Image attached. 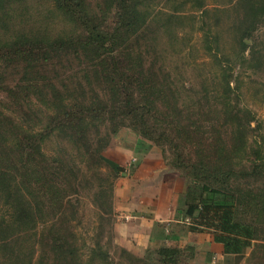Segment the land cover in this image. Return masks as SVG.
Wrapping results in <instances>:
<instances>
[{"label":"rangeland","instance_id":"1","mask_svg":"<svg viewBox=\"0 0 264 264\" xmlns=\"http://www.w3.org/2000/svg\"><path fill=\"white\" fill-rule=\"evenodd\" d=\"M83 2L89 16L101 19L102 24L112 23L115 11L112 4L108 6V0ZM261 2L144 0L147 24L143 23L136 37L127 42V47L139 56V66L123 75H135L141 82H151L149 94L154 93L152 100L155 101L152 111L159 120L173 122L165 132L179 143L177 152L175 148L142 137L126 125L128 121L94 120L87 107L92 102L108 100L110 81L85 76L87 59L78 49L57 48L58 36L74 37L77 29L51 1H3L4 8L0 10V175L12 178L11 186L13 190L18 189L20 203L14 206L8 200V191L0 182V264H40L41 259L51 255L43 233L52 226L60 229L69 242H75L83 256L88 255V246L98 240V228L103 224L100 215L104 208L96 196L101 189V178L105 180L107 198L112 202L114 225L108 248L111 260L106 264H264V178L240 181L239 188L246 193L245 202L239 207L240 216L256 230V235L244 254L227 256L213 241L211 231H187L191 221L185 214L187 175L183 167L174 165L179 164L178 158L185 162L206 153L212 161H218L219 154L228 155L238 168L248 157L249 136L257 127L258 144L264 148V17L254 18ZM24 43L27 44L23 48L18 47ZM28 44L39 45L32 55L28 54ZM118 66L111 80L129 68L123 59ZM75 105L84 106L87 141L91 147H96V142L101 145L98 151L106 164L102 174L94 176L88 171L89 182L86 179L74 182L70 178V184H62L57 190L63 196L62 202L47 206L42 217L38 213L35 227L25 220L13 221L24 207L26 192H21L22 186L35 180L37 188L47 174L45 165L51 164L53 158L61 159L69 168L85 165L80 162L81 153L77 152L79 134H75L72 124L63 125L58 117L63 111L57 108L70 111L76 109ZM48 128L64 132H54L51 139L40 143L41 149L33 151L32 143H38ZM240 134L247 141L241 147L235 146ZM144 159L145 163H141ZM82 160L87 161L85 157ZM112 170L117 171L118 178L110 189ZM33 171L36 173L30 175ZM227 181L217 184L233 189L234 181ZM142 183H147V187L150 183L154 188L162 183L168 195L165 206L181 210L172 221L152 227L151 240L144 251L128 247V244L143 246L145 238L141 232L134 233V240L124 238L137 225L130 216L133 198H127L126 192L138 191L144 186ZM118 190L125 191L119 198ZM115 196L124 200L119 202L118 212L114 209ZM67 203L75 205L74 214L66 212L70 208ZM117 223L122 237L116 234ZM106 240L105 234L100 243L106 245ZM164 246L177 248L179 255L172 260L163 259L158 250ZM72 261L102 264L80 256Z\"/></svg>","mask_w":264,"mask_h":264},{"label":"trees","instance_id":"2","mask_svg":"<svg viewBox=\"0 0 264 264\" xmlns=\"http://www.w3.org/2000/svg\"><path fill=\"white\" fill-rule=\"evenodd\" d=\"M3 1L5 0H0V10L4 8L2 6ZM49 1L71 23L76 25L77 29V34L74 37L64 38L58 36L59 40L55 41V44L58 45L57 48L78 49L87 59L85 70L87 75L85 74V76L110 81V86L107 89L108 100L92 102L87 107L93 113L92 117L94 120L108 119L114 121L121 119L122 121H128L126 125L135 129L142 137L158 145H168L171 149L175 148L178 152L179 143L174 142L168 131L167 133L165 132L166 129H170L173 126V122L159 120L155 112L152 111L155 101L153 102L152 100L154 93L149 94L151 82H141L135 75H123L125 71H130V68L139 66V56L134 54L131 47H127V42L130 38L136 37L135 33L143 23L147 24L144 0H108V6L112 4L115 11L110 25L102 24L101 19L96 16H89L83 0ZM262 17H264V0L258 4L254 14L256 20ZM166 23L168 25L169 19L166 20ZM22 37L27 39L25 35ZM26 44H18V47L23 48ZM242 44L245 45V42L243 41ZM28 45L30 46V49H28L30 50L28 52L30 55H32L33 49H37L39 46L38 44ZM243 51L244 49H242ZM122 59L129 68H126L114 80H111L112 74L115 70H118V63ZM242 59L244 62L247 61L244 57ZM74 107L76 109H69L70 111L57 108L59 111H63L58 117L63 125L72 124L75 134H79V137L76 136L77 145L79 146L77 147V152L81 153L80 162H85V165L83 167L69 168L63 164L61 159L53 158L51 164L45 165L47 174L44 175V181L41 180V184L37 188L35 180H30L28 186L26 184L22 186L21 192H26L24 195V197L26 196L24 207H21V211L18 216L15 215L13 221L20 222L25 220L30 226L35 227L38 213L42 217L47 206L50 207L62 202L63 196L57 191L62 184H70V178L71 181L76 182L78 180L81 182L84 179L88 180L90 175L102 174L101 169L106 164L102 154L98 151L101 145L96 142V147H91L84 133L86 117L84 106L75 105ZM49 128L42 135L43 137L39 139L40 142L32 143L33 151L37 152L41 149L40 143L51 139L50 137L54 136L55 133L64 132L62 129H56L60 128V126L50 130ZM253 131L249 136L248 157L243 162V165L238 168H235V164H233L232 159L228 155L222 156L219 154L218 161H212V158H209L206 153H202L203 157L196 156L193 160L189 158L185 162H181L180 158H178L179 164H174L178 168L183 167L186 171L185 175H187L184 195L185 204H187L185 214L191 219L189 226L186 228L187 231H211L213 233V241L222 245L223 253L227 256L244 254L256 235V230L240 216L239 208L245 202L243 198L246 194L239 188V185L241 186L240 181L250 182L251 179L264 178V148L258 144V127L253 128ZM176 133L178 134V132ZM60 136L63 135L60 134ZM244 137V134L238 135L235 146L241 147V144H246L247 141ZM62 139L65 138L63 137ZM83 157L87 161H83ZM88 171H91V173L86 178V172ZM119 171L121 170L119 169ZM34 173L36 172L33 171L30 175ZM116 173L117 171L112 170L111 175H114V178L110 182V189L118 178V173ZM227 179L234 181L233 189L224 188L217 184V182L222 180L227 183ZM104 181L101 178V189L96 195L100 199L101 207L104 208L100 215V220L103 224L98 228L96 236L98 240L88 246L89 254L83 256L75 242H69L60 229L52 226L48 232L45 231L43 233V236L46 237V247H48L51 255L41 259L40 264H76L72 260L77 259L79 256L88 257L90 261H97L102 264H106V262L111 260L108 248L109 244H111V237L114 236L113 212L111 208L112 202L107 198L106 189L103 187ZM0 182H3L4 190L8 191V200L11 199L14 206H18L20 203L18 189L15 188L13 190L11 186L12 178L1 174ZM66 205L70 207L69 209L65 207L66 212L74 214L76 211L74 209L75 205H69V203ZM62 206L60 205L59 208L62 209ZM60 214L63 215L64 219H67L62 210H60ZM2 223L5 224V220ZM105 234L107 244L102 245L100 240L105 238ZM158 254L163 259L169 258L172 260L179 255V250L174 247L164 246L159 248ZM30 262H32L31 257Z\"/></svg>","mask_w":264,"mask_h":264},{"label":"crops","instance_id":"3","mask_svg":"<svg viewBox=\"0 0 264 264\" xmlns=\"http://www.w3.org/2000/svg\"><path fill=\"white\" fill-rule=\"evenodd\" d=\"M144 158V157H143ZM141 163H145V159L142 160ZM140 163V164H141ZM138 171V170H137ZM165 181V179H164ZM144 186L141 187V189H139L138 191H134V193L132 191H128L127 193V198H133V202H132V209L130 211V216L131 218H134V223H137L136 228L134 230L131 231V234L129 236L124 237L125 239H131L134 240V233L137 232H141V236H143L145 238V240L143 241V246L141 247H135L132 244H128V247L132 250H139V249H143V251L148 247L150 240H151V235H152V231L153 228L155 226V224L157 223H165V222H169L173 220V217L175 216V214H178L181 212L180 208L178 210H174L173 206L171 207H167L165 206V202H167L166 197H168V195L166 194L167 192V188L165 186H163L162 183H160L158 186H156L155 188L151 186V184L149 183V187H147V183H142ZM166 185V184H165ZM123 193H125V191L120 192L119 190L117 191L118 194V198L119 195H123ZM132 197H130V196ZM116 198V203H115V211L118 212V210H120L121 208L118 207L119 202H123L124 200L121 198V200H118V198L115 196ZM168 205V203H167ZM121 219V217H120ZM123 220V219H122ZM121 220V221H122ZM119 223H117V225L115 226V231L117 236H121L122 234V230L119 229L118 225ZM124 224V222L122 223ZM145 226V227H144ZM149 226V230L148 227ZM150 227L152 230H150ZM125 242V240H124ZM127 243V242H125ZM219 247H222L221 244H219ZM223 250V248H222Z\"/></svg>","mask_w":264,"mask_h":264}]
</instances>
